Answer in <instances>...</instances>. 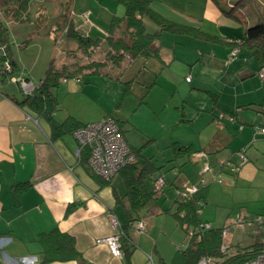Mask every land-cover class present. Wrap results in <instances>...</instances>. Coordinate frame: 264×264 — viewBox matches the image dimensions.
I'll list each match as a JSON object with an SVG mask.
<instances>
[{"label": "crops", "instance_id": "crops-1", "mask_svg": "<svg viewBox=\"0 0 264 264\" xmlns=\"http://www.w3.org/2000/svg\"><path fill=\"white\" fill-rule=\"evenodd\" d=\"M15 1L10 3L14 4ZM240 1H229L228 7L235 8V11L233 16H228L213 0H205L203 17L198 19L188 12L174 10L159 0H153L154 9L161 15L194 27L202 34L189 36L162 32L160 39L153 45L159 57H126L119 65L108 62V45L101 59H96L99 56L98 47L90 61L83 55L80 64L74 63L78 60L76 47L73 45L75 42L67 40L62 33H59L57 40L65 37L63 47H67V51L62 49L64 57L60 54L62 59H58L55 30L65 7L58 11L54 25L47 28L45 38L53 41L55 46L51 58L50 54L49 58L48 54L44 58L43 48L40 46L38 55L29 61L25 53L34 46L35 40L44 38L38 30L46 27L47 22L40 26L37 20V24H34L35 31L29 36L26 34L30 30L22 29L25 32L22 35L17 30L14 44L8 24L24 23L29 20V16L27 15L26 20L13 18L4 11L10 6L0 7V34L9 43L16 65V71L10 77L2 74L0 48V264H40L42 250L38 236L55 229L75 238L82 258L51 264H175L177 238H180L177 229L182 231L175 218L178 202L182 201L177 197L178 190L191 184L199 185L201 179H205L207 184L200 186V190L206 197L209 196L211 187H207L209 182L206 175H210V182L217 179L225 186V190L236 186L264 187V133L259 130L264 129V80L259 77L263 57L259 51L243 48L237 59L230 60L235 48V43L231 41L245 38L247 30L262 23L264 18L247 20L243 13L241 16L237 15L236 9L241 7L243 12L247 0ZM100 7L102 11L89 4L93 11L96 9L105 14L108 29L93 26L89 36L99 39V43L104 45V41L107 43L110 22L113 18L124 15H116L120 8L115 14H110L109 9L102 5ZM70 8L73 10L71 6ZM231 21L239 25H234ZM144 23L152 29L150 23L145 20ZM157 31L159 28L155 32ZM23 37H26L25 40L19 43ZM78 50L81 51L79 47ZM244 50L249 53H244ZM245 55L249 59L244 60ZM52 62L58 69L68 66L70 72H75L90 62L102 64L97 72H93V69L79 71V77L100 73L101 69L109 70L108 77H113L116 69L121 68L123 72L117 75L120 78L110 79L109 82L124 84L126 88L128 84L130 93V87L134 84L146 88L148 102L143 100L142 104H147L148 107L151 103L154 104L152 118L163 116L166 119L163 126L167 129L179 126L186 128L173 140L167 139L166 148L172 151V157L165 161L173 165L168 169L172 171V178L167 180L164 170L167 167L156 164L162 167L161 171L147 181V188L156 193L155 199L140 211L141 222L145 223L147 230L144 233L138 232L136 223L130 228V239L122 241V257L113 256L107 244L98 242L115 233L110 223L111 216L119 220L121 228L127 220V211L123 205L127 188L121 173L115 175L110 182L98 178L77 157L78 142L73 133L53 137L45 118L31 115L19 104L24 100L25 94L12 78H20L25 72L38 88ZM127 73L130 76L128 81H124ZM68 79L62 84V90L56 92L58 100L61 93L65 96L62 101L59 100V110L54 114L55 121L63 123L72 117L87 125L111 116L119 121L125 136V124L128 120L117 119L109 108L102 110L94 103L93 107L86 103L85 98L96 97V85H85L82 77V83L74 78V81ZM155 94L157 98L152 100ZM189 128H194L195 131L191 129L187 132ZM203 134L204 140L200 139L201 142L195 143L194 138ZM184 138L187 139L186 142ZM175 144L192 147L195 153L190 157L177 159ZM130 147L141 149L145 158L155 162L154 157L144 155V147ZM241 150L245 151L248 158L246 163H242L238 156ZM226 162L239 166L241 170L235 173L220 165ZM206 165L211 167V172H203ZM161 175H164L166 185L157 193L155 181ZM22 185L27 186L15 192V187L20 188ZM212 191L213 189L211 193ZM71 206L75 207L67 213ZM247 208L243 210L244 213L236 215H241L246 220L250 219L249 216L256 215L261 218L258 216L260 214L249 212L252 211L251 207ZM261 230H264V222L259 227V232L249 239L240 236L242 231H236L230 239L228 234L227 245L235 243L237 251L258 243L263 244L264 234ZM230 232H233L231 227ZM167 251L172 258H168ZM184 258L186 259L185 255Z\"/></svg>", "mask_w": 264, "mask_h": 264}, {"label": "trees", "instance_id": "trees-1", "mask_svg": "<svg viewBox=\"0 0 264 264\" xmlns=\"http://www.w3.org/2000/svg\"><path fill=\"white\" fill-rule=\"evenodd\" d=\"M116 1L125 7V14L123 17L113 18L110 22L106 40L110 47L108 62L112 65L121 64L126 57L131 59H150L159 57L158 51L154 50L153 45L155 41L160 39L162 32L189 36H199L202 34L201 31L194 27L174 22L161 15L154 9L153 0ZM213 1L221 11L228 16H233L235 8H226L221 0ZM243 1L244 0H241L240 2ZM10 2H12V0H0V7L10 6V9L7 8L4 10L5 14L13 18H23L22 20H26L31 0H16L14 4ZM47 14L46 8H39L38 25L42 26L46 23ZM72 14L70 6L67 7L64 14H62L57 22L55 38L57 40L59 33L65 34L66 39L75 42L84 56L90 61L99 47L100 40L94 39L91 36H85L81 33L76 28ZM145 18L152 21L159 28V31L149 33L144 23ZM234 41H238L239 44L235 43V47L240 48V52L243 48L261 52L263 57L261 66L264 67V23L249 28L245 38L234 39ZM0 47L6 48V58L10 60L14 73L16 71V65L10 53V46L8 42H5L1 34ZM100 65L102 64L90 62L82 68L80 67V70L78 69L75 72H70L68 66L58 69L54 62H52L46 71L41 85L32 94L25 95L24 100L19 102V104L31 115L45 118L52 129L53 137H62L73 133L75 130L85 125L77 122L72 117L67 118L63 123L55 121L54 114L59 110V100L56 92L64 79L74 78L81 83L82 79L77 75L79 71L83 72L84 69H93V72H97ZM128 93H130V90L127 84L125 94ZM117 122L122 131L121 124L119 121ZM131 149L136 157L135 162L127 165L119 172L123 176L127 188V194L124 197L125 201H122L127 211V220L122 224L123 242L130 239V228H132L135 223L137 224L141 221L140 211L150 202L154 201L156 193L147 188V181L162 169V167L156 165L153 159L145 158L141 153V149ZM174 151L177 159L186 156L190 157L195 153L192 147H182L177 144L174 145ZM89 156V151L84 150L80 158V162L87 165V167H89ZM26 186L27 185H22L20 188L15 187L17 188L15 192L25 189ZM181 200L182 201L178 202L179 208L177 213H175V218L181 230L189 237L187 248L184 249V251L182 250L186 257V264H197L204 257L216 259L217 264H243L253 260L259 253L264 251V243H258L255 246L237 250L232 255L227 253L229 247L222 252L221 247L226 246L223 234L225 228H215L213 226L210 229L202 228L201 225L203 223L209 222L203 221L201 218L200 201L194 198ZM74 207L75 206L69 207L67 213H70ZM38 242L42 250L40 264L67 262L82 258L77 249L75 238L58 229L49 233L40 234L38 236Z\"/></svg>", "mask_w": 264, "mask_h": 264}, {"label": "rangeland", "instance_id": "rangeland-1", "mask_svg": "<svg viewBox=\"0 0 264 264\" xmlns=\"http://www.w3.org/2000/svg\"><path fill=\"white\" fill-rule=\"evenodd\" d=\"M159 1L163 2L165 6L169 5L174 10H183L184 13L188 12L194 18H202L204 14L205 0ZM229 1L230 0H221L226 8H228ZM231 1L234 3L238 0ZM245 2V10H242L243 12H241V7L237 8V15L241 16V13H243L245 19L247 20H252L253 18L257 19L258 17L264 18V0H247ZM89 4L91 5V7L97 6L100 11H102L100 7V5H102L109 9L110 14H115L117 12L116 10L120 8V11L117 12L116 15L123 16L125 14V7L116 0H31L30 9L27 14L29 16V20L24 23L10 22L8 24L11 41L15 44L14 36L15 34H17V30L21 35L25 34L22 29L30 30V32H28L26 36H29V34H33V32L35 31L34 24H37L38 20L37 11L39 8H46L48 12L46 27L38 30L44 38H42V40H35L34 46L25 53V56L29 61L34 60L38 55L41 46V49L43 48L44 58L47 56V54L48 58L49 54L51 58V54L54 53V42L45 37L48 33L47 28L50 29L54 25L59 15L58 11L62 8H67L69 6L72 7V17L74 18L76 28L85 36H89V33L93 26H95L96 28H104V30L108 29V25L107 27L105 25L107 24V21H105V14L96 9L93 11V9L89 8ZM0 15H2V11L0 12ZM144 20L146 21V23H150L152 26L151 29L146 25L147 31L149 33H154L158 29L157 26L149 19L145 18ZM262 20V23H264V19ZM231 23H233L234 25H239L234 21H231ZM25 38L26 37H23L22 40L19 41V43L24 41ZM64 41L65 37H61L57 40L56 53H58L59 60L62 59V56L64 57V55L61 54V50L64 49L65 51H67V47H63ZM103 43L104 45L99 44V56L96 57V59L98 60L102 58L105 48L108 47V43H106L105 41ZM73 45L74 47H76L75 51L78 57L77 61H75V59L73 61H75L74 63L76 64H80L84 54L83 52L78 50V47L75 43ZM246 52L249 53L247 50H244V53ZM60 54L62 55L61 57ZM245 59H249V57L245 55L244 60ZM100 71L101 72L97 74L81 75L85 85L93 84L96 85V88H94V90L97 89L96 97L93 99L92 97H90V99L85 98L86 103L91 107H93L92 104L94 103L102 110L105 107L109 108L110 110H112L111 114L117 119L120 118L119 120H128V122L125 124V138L129 145L135 148L144 147L143 152L145 156L154 157L155 163L158 166H165L164 168L167 167L166 169H164L168 176L167 180H171L172 171H168V169H170L173 165L166 163L165 160H168L172 157V151L166 148V142L168 138L173 140L175 136L179 135V133L182 131L184 132L186 128L179 126L175 127L174 129H167L165 126H163V122H165L166 120L163 116H155V118H152L154 104L151 103L149 105L150 108L147 104H142L143 100L146 103L148 102V93H146L145 95V91H148L146 88L138 87L134 84L130 87L131 93L125 94V90L127 88L124 84H117V82L115 81L109 82L111 81L110 79L116 80L117 78H120V75H117L123 72L121 68H119L118 70L116 69L113 77H108V74H110L109 70L104 69L102 71L101 69ZM129 76L130 73H127L126 78L123 80L128 81ZM68 80L74 81L72 78ZM65 83L66 82L61 83V86L57 90V92L62 90ZM89 87L91 88V86ZM132 87L134 94H132ZM64 96L65 95L61 93V98L59 100L62 101L64 99ZM154 98H157L156 94L151 99L153 100ZM191 129L192 131H195L193 130L194 128H189L187 132H190ZM201 137L196 136V138H194V142L198 143L201 142L200 139L204 140V134ZM151 139H154V141H151ZM186 141L187 139L184 138V142ZM206 178L209 182L207 187H211L209 196L207 195L206 197L204 195V192L202 193L201 190L200 193L195 195L196 200L200 201V212L202 213V220L212 223L215 228H227L230 226L233 232L228 233L229 239L230 236L232 237L236 231H242L240 236L246 239H249L251 235L255 236L256 233L259 232V227L261 226V223L256 220L257 215L255 217L249 216V221H251L252 223H249L248 221L247 223L238 226L232 225V223L237 217L236 214L244 213L243 210L247 207L252 208V211H249L250 213L260 214L258 216L264 218V187H257L256 185L250 187L236 186L234 189L225 190V186L223 184H220L217 179H213V181L210 182V175H206ZM212 189L213 191L211 193ZM263 222L264 220L262 221V223ZM260 232L264 234V230H261ZM177 233L180 238H177V255L175 256L174 263L185 264L186 259L184 258L182 250L184 251V249L187 248L189 237H187L185 233L180 231L179 228L177 229ZM229 239H225V245L229 247L227 253L229 255H232L236 252V245L235 243L234 245H227ZM167 254L169 259L172 258L169 251H167Z\"/></svg>", "mask_w": 264, "mask_h": 264}, {"label": "built area", "instance_id": "built-area-1", "mask_svg": "<svg viewBox=\"0 0 264 264\" xmlns=\"http://www.w3.org/2000/svg\"><path fill=\"white\" fill-rule=\"evenodd\" d=\"M232 43H238V41H231ZM239 44V43H238ZM2 50L1 57V72L7 77H10L13 74V66L9 59H7V52L5 47H0ZM240 53V48L235 47L230 55V60H235ZM22 73L20 78H12L16 82L20 89L24 92L25 95L32 94L37 87L35 84L27 77V75ZM260 79L264 80V67L259 71ZM64 82L67 79L63 80ZM78 81V80H77ZM188 81H191V78H188ZM264 133V129H259ZM77 142L78 148L76 150L77 157H82L83 151L88 150L90 153L88 165L92 172L99 178L109 181L115 175H117L122 169L127 165L135 162L136 157L132 152L131 147L127 143L124 134L121 131V128L118 122L111 116L105 118L103 121L87 124L73 132ZM238 156L241 159L242 163L248 162V159L245 155V151L241 150L238 152ZM222 167L231 169L233 172L238 173L241 168L239 166L233 165L231 162H226L220 164ZM212 169L209 165H206L203 172H211ZM221 182V180H220ZM207 184L205 179H201L200 186H205ZM166 185V180L164 175L158 177L155 181V191L160 193L164 186ZM200 186L196 184H191L185 189L177 191V197L188 200L193 198L200 191ZM201 213V212H200ZM259 223H262V218L256 219ZM249 220H246L245 217L238 215L232 225H242L247 223ZM110 223L112 229L115 231L111 236L101 239L99 243H105L108 245L110 252L115 257H122V228L119 220L115 216H111ZM249 223H252L249 221ZM204 229H210L212 227L211 223H203L201 225ZM136 229L140 233H144L147 230V227L144 222H138ZM230 231V226L224 230V238L226 239ZM227 246H222L221 251L224 252ZM197 264H217L216 259L211 257L202 258ZM243 264H264V251L259 253L256 258L253 260L247 261Z\"/></svg>", "mask_w": 264, "mask_h": 264}]
</instances>
